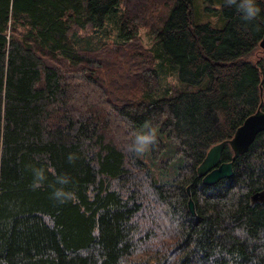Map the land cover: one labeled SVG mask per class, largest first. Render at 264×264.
Masks as SVG:
<instances>
[{
    "label": "trees",
    "instance_id": "obj_1",
    "mask_svg": "<svg viewBox=\"0 0 264 264\" xmlns=\"http://www.w3.org/2000/svg\"><path fill=\"white\" fill-rule=\"evenodd\" d=\"M256 4L245 21L225 0H0V264H264V131L230 178L196 172L264 110ZM166 139L182 163L159 182L144 156L166 166Z\"/></svg>",
    "mask_w": 264,
    "mask_h": 264
},
{
    "label": "water",
    "instance_id": "obj_2",
    "mask_svg": "<svg viewBox=\"0 0 264 264\" xmlns=\"http://www.w3.org/2000/svg\"><path fill=\"white\" fill-rule=\"evenodd\" d=\"M259 46L264 52V35L259 41ZM262 131H264V110L261 101L256 111L244 119L231 138L217 142L208 149L206 155H204L205 157L196 168L197 175L201 177L202 183L211 185L218 182V180L230 178L233 175V161L248 150L256 135ZM225 145H228L233 152L229 161H221ZM186 191L189 195L187 207L190 213L194 215V202L190 196L189 186H187ZM252 200L255 202L264 200V192L255 193Z\"/></svg>",
    "mask_w": 264,
    "mask_h": 264
},
{
    "label": "clouds",
    "instance_id": "obj_3",
    "mask_svg": "<svg viewBox=\"0 0 264 264\" xmlns=\"http://www.w3.org/2000/svg\"><path fill=\"white\" fill-rule=\"evenodd\" d=\"M226 6L234 7L236 11L241 15V18L245 21L254 20L260 12V8L256 4V0H225ZM147 127V126H146ZM156 141V130L151 127H147L146 131L138 132L132 141L131 150L136 153L145 152L150 145ZM73 157L70 155L69 160ZM49 171L54 170L49 165ZM34 182L32 184L33 189L42 187V182L46 179L44 169H34ZM56 182L60 185H67L70 183V179L67 176L58 175L56 176ZM53 198L58 200L60 203H65L69 199L74 198V194L67 191L65 188H55L53 192Z\"/></svg>",
    "mask_w": 264,
    "mask_h": 264
},
{
    "label": "rangeland",
    "instance_id": "obj_4",
    "mask_svg": "<svg viewBox=\"0 0 264 264\" xmlns=\"http://www.w3.org/2000/svg\"><path fill=\"white\" fill-rule=\"evenodd\" d=\"M139 32H140V36L142 38L144 45H146L147 47H149L150 44L152 45V41L149 39L148 35L146 34V28H141ZM176 80H177L176 76L174 77V76L168 75V77L166 78V83L168 85H171V84L178 85V82ZM137 133H138V130L135 131V135ZM172 144L173 143L170 140L166 139L165 154L162 158V161L166 158L168 159V162L166 166L164 167H162L161 162L154 161V163L150 164L149 155L144 156L145 162H147L149 165H152L151 170L153 171V174L155 175V177L157 178L159 182L171 181L176 175L178 167L182 163L181 157H177L175 155V149Z\"/></svg>",
    "mask_w": 264,
    "mask_h": 264
},
{
    "label": "bare ground",
    "instance_id": "obj_5",
    "mask_svg": "<svg viewBox=\"0 0 264 264\" xmlns=\"http://www.w3.org/2000/svg\"><path fill=\"white\" fill-rule=\"evenodd\" d=\"M177 71V70H176ZM179 77V76H178ZM181 78H179V80H180ZM181 81V80H180ZM181 85V84H180ZM179 86V85H178ZM176 89V88H175ZM178 90V89H177ZM187 90H188V88H187ZM150 97V96H149ZM147 121V120H146ZM148 121H149V119H148ZM133 122V121H132ZM138 123V122H137ZM148 124L150 123V122H147ZM127 124V123H126ZM129 124H130V122H129ZM144 124H146V122L144 123ZM136 125H138V124H136ZM144 126V125H143ZM129 127V126H128ZM136 127V126H135ZM145 127V126H144ZM155 129V128H154ZM157 129V128H156ZM143 130V129H142ZM147 130V129H146ZM157 132H158V130H157ZM159 134V133H158ZM160 135H161V133H160ZM122 137H123V135H122ZM137 156V155H136ZM182 160V159H181ZM255 193H258V192H255ZM254 195V194H253ZM90 197V196H89ZM91 198V197H90ZM17 237V236H16Z\"/></svg>",
    "mask_w": 264,
    "mask_h": 264
}]
</instances>
